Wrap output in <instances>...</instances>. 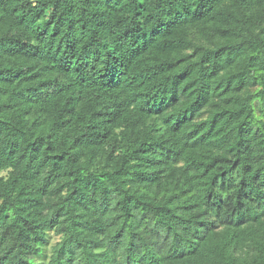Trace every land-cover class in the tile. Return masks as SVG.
Returning a JSON list of instances; mask_svg holds the SVG:
<instances>
[{
	"label": "trees",
	"instance_id": "16d2710c",
	"mask_svg": "<svg viewBox=\"0 0 264 264\" xmlns=\"http://www.w3.org/2000/svg\"><path fill=\"white\" fill-rule=\"evenodd\" d=\"M0 264H264V0H0Z\"/></svg>",
	"mask_w": 264,
	"mask_h": 264
},
{
	"label": "rangeland",
	"instance_id": "374dc122",
	"mask_svg": "<svg viewBox=\"0 0 264 264\" xmlns=\"http://www.w3.org/2000/svg\"><path fill=\"white\" fill-rule=\"evenodd\" d=\"M57 240H58V238H57V237H54V238L52 239V243H55Z\"/></svg>",
	"mask_w": 264,
	"mask_h": 264
}]
</instances>
